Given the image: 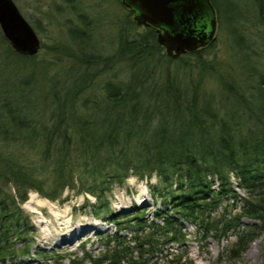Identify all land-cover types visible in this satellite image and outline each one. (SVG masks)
Segmentation results:
<instances>
[{
	"label": "trees",
	"instance_id": "obj_1",
	"mask_svg": "<svg viewBox=\"0 0 264 264\" xmlns=\"http://www.w3.org/2000/svg\"><path fill=\"white\" fill-rule=\"evenodd\" d=\"M211 1L222 21L217 2ZM249 1L248 10L238 12L237 26L228 28L241 61L222 59V72L208 49L212 42L173 58L158 42L154 26L138 31L132 18L127 23L133 33L120 36L113 53L92 52L84 58V76L79 72L62 84L50 77L46 101L26 99L34 87L33 72L30 81L4 76L0 264H63L65 256L52 249L32 250V225L21 206L31 189L51 199L60 198L66 188L91 193L96 197L90 204L93 215L115 223L102 250H86L69 257L68 264H148L164 244L184 243L186 222L202 239L236 226L232 251H245L257 233L255 226L241 227L240 217L259 220L264 230V54L245 33L247 25H264V0ZM70 33L77 42L85 37L79 29L70 28ZM0 36L11 56L37 57L18 53L1 31ZM171 61L178 64L171 68ZM122 63L129 70L124 79L117 70ZM5 68L0 64V71ZM106 72L111 76L98 84ZM217 72L221 87L210 91L206 78ZM130 175L157 176L156 183H149L159 200L151 217L144 207L119 217L110 209L105 192ZM232 175L247 196L238 194ZM229 199L242 202L241 211L230 218L218 212ZM261 252L264 264V244Z\"/></svg>",
	"mask_w": 264,
	"mask_h": 264
},
{
	"label": "rangeland",
	"instance_id": "obj_2",
	"mask_svg": "<svg viewBox=\"0 0 264 264\" xmlns=\"http://www.w3.org/2000/svg\"><path fill=\"white\" fill-rule=\"evenodd\" d=\"M14 1L35 28L41 45L37 57L33 60L13 57L5 52L7 46L0 36V64L6 67V72L0 71V89L6 84L2 80L4 76L7 75L14 81L21 77L30 81L29 73L33 72L30 83L32 82L34 87L31 91H27L28 101H34V98L36 101H46L43 98L46 94L43 95V92L50 86V77L62 84L71 77L77 76L79 72L78 76H84L83 70L86 68L84 58L86 59L88 54L94 52L103 56L110 55L119 45L120 36H130L133 33L127 23L133 18L132 13L129 14V10L121 4L120 0ZM215 1L220 8L222 21H218L215 38L212 43L210 42L208 49L215 55L217 66L221 63L219 67L222 72V59L232 61L234 64L241 61L242 54H236L237 49L233 45L228 28L233 30L234 26H237L238 12L248 10L251 3L249 0H236L238 3L232 5L226 0ZM70 28L79 29L80 34L85 37L77 42L72 37ZM144 28L145 25H139L137 30L143 31ZM245 33L253 40L252 44L257 51L264 54V25L256 24L253 27L247 25ZM253 57L257 58V54ZM176 64L178 62L171 61V68H174ZM101 66L102 62L92 67L91 71ZM117 70L120 79L128 77L129 70L123 63L117 65ZM220 72L212 73L206 78L208 90H217L221 87ZM110 76V72L101 74L96 82L102 85ZM48 94L49 92L47 96L50 97ZM32 152H30L31 157H35L36 154ZM231 179L238 194L247 196V191L237 186L233 175ZM157 181L156 175L150 178L130 175L123 182H113L110 189L105 192L110 209L119 217L134 210L135 206L144 207L151 217L152 210L155 206H159V200L155 201L153 198L149 183ZM95 200L96 197L91 193L76 192L74 189L66 188L57 199H51L31 189L27 200L22 202L21 206L32 225L30 232L33 241L32 250L52 249V252L65 256L63 264L69 263V257L82 256L86 250L94 253L102 250L105 235L113 232L116 226L109 219L105 220L93 215L90 204ZM241 203L240 200H225L223 204L226 206L220 207L218 212L226 211V217L230 218V215L241 211ZM239 221L241 227L255 226L254 231L257 233L249 241L245 251L240 254L232 251L237 240L236 226H231L225 232L222 228V234L218 231L219 237L209 235L202 239L201 234L196 232L195 225L186 222L187 239L184 243L164 244L148 264H261L263 260L261 249L264 244V230L259 227L261 222L245 215H242ZM251 245L254 251L251 255H247Z\"/></svg>",
	"mask_w": 264,
	"mask_h": 264
},
{
	"label": "water",
	"instance_id": "obj_3",
	"mask_svg": "<svg viewBox=\"0 0 264 264\" xmlns=\"http://www.w3.org/2000/svg\"><path fill=\"white\" fill-rule=\"evenodd\" d=\"M139 25H154L157 40L166 53L176 58L212 41L217 30V13L211 0H123ZM0 28L18 53L34 55L40 37L14 0H0Z\"/></svg>",
	"mask_w": 264,
	"mask_h": 264
},
{
	"label": "flooded vegetation",
	"instance_id": "obj_4",
	"mask_svg": "<svg viewBox=\"0 0 264 264\" xmlns=\"http://www.w3.org/2000/svg\"><path fill=\"white\" fill-rule=\"evenodd\" d=\"M120 2H121V4L123 5V6H125L128 10H130V11H132L127 5H125L124 4V2H123V0H120ZM133 11H132V16H133ZM218 22V21H217ZM152 26H154V25H152ZM155 28H156V31L158 32V30L160 29V30H163V28H159L158 26H154ZM210 42H212V41H210ZM209 42V43H210ZM208 43V44H209ZM208 44H206V45H208ZM206 45H204V46H202V47H205ZM202 47H200V48H198V49H201ZM197 50V49H196Z\"/></svg>",
	"mask_w": 264,
	"mask_h": 264
},
{
	"label": "bare ground",
	"instance_id": "obj_5",
	"mask_svg": "<svg viewBox=\"0 0 264 264\" xmlns=\"http://www.w3.org/2000/svg\"><path fill=\"white\" fill-rule=\"evenodd\" d=\"M254 249L253 246L251 245L247 251V255H251L253 253Z\"/></svg>",
	"mask_w": 264,
	"mask_h": 264
}]
</instances>
